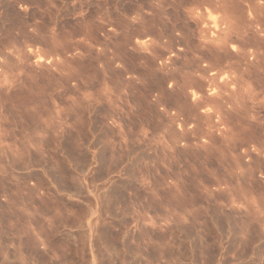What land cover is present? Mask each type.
<instances>
[{
  "label": "rangeland",
  "instance_id": "1",
  "mask_svg": "<svg viewBox=\"0 0 264 264\" xmlns=\"http://www.w3.org/2000/svg\"><path fill=\"white\" fill-rule=\"evenodd\" d=\"M203 1L0 0V264H264V0H218L236 92L194 108Z\"/></svg>",
  "mask_w": 264,
  "mask_h": 264
},
{
  "label": "bare ground",
  "instance_id": "2",
  "mask_svg": "<svg viewBox=\"0 0 264 264\" xmlns=\"http://www.w3.org/2000/svg\"><path fill=\"white\" fill-rule=\"evenodd\" d=\"M212 1L213 0L203 1L201 3L202 4V7L201 6L200 7L199 6H196V7L191 6L192 7V8L190 7L191 9L186 10V12L184 11L185 12L184 13L185 14V17L188 18L189 20L191 19L193 21V23H195V24L198 25V31H197V33L199 32L198 37L200 36V38H199L200 40H197L199 42L197 46L195 45L194 48L191 49L189 47V45H188L189 48L187 50H190V52H189L190 53V55H189L190 57L187 56V52H186L187 51L186 50V47H187L186 44L187 43L185 41V43H186L185 44L184 41H183V37H184L183 35H184V33L177 32L178 29H175V30H177L175 37H172L173 34H172V36H167V37L165 36L167 38V40H170L171 38H172L171 40H173V39L175 40L176 39L175 40L176 41V45L179 48L178 53H176V54L177 55L178 54L179 55L182 54V57H184V60H185L184 61V64H183V62L181 64L183 65V67L185 68V70L183 68V70L181 69V73L179 72L180 77H181V81H182L180 91H182V89L185 88V86L187 85V88H189L190 93H191V96H192L191 105L194 108L197 107V106L199 107V105L204 104V102L211 101L212 99H215V98H219L221 100L228 101L227 99L230 97V95H232V93H235L236 92V81H237V78H238L237 77L238 76L237 75L238 73L236 74L235 71L237 70L236 68H238V67H236L235 68L236 70L234 71L233 70V67L231 65L232 64L231 63L232 61L230 62L229 60L225 59L226 60L225 61V65H222L221 62H220V60H221V57L224 58V55L225 54L221 56V54L223 52L228 51L227 55H231L232 57H234V56H236L238 54V51H237V53L234 51V46L232 47V44L231 43L232 42H235V41H238V39H241L242 38L241 36H242L243 32H245V30L243 32H241L242 31L241 29L239 30V32L236 31V30H233L232 27H231L232 20H230V17L227 15L228 13L227 12H224V11H223V13H220V9H221V12H222L223 9L226 10L225 8H223V6L226 7L225 6L226 2H221L220 3V4H223L224 3L223 6L221 5L222 6V8H221L218 0H214V2H212ZM201 4H199V5H201ZM155 5H157L160 8H165V7L162 6L163 3L161 4V0H157V4H155ZM210 5H212V8L213 9L210 7ZM227 7H229V6H227ZM229 10L230 9H228L226 11H229ZM162 12L167 16V10L166 9H164V11L162 10ZM224 13H227V14H224ZM236 23L234 25H236ZM197 25H195V26H197ZM163 26H164V23H163ZM232 26H233V24H232ZM244 28L247 29L248 27L246 26ZM22 31H23V29H22ZM185 35H187V34H185ZM190 36H192V35H190ZM166 38H165V40H166ZM160 39H161V36H157L156 39H149L148 41H144V42L140 43V45L142 47L144 46V48L145 47H148V46H153L154 44H156V41H158ZM168 43H170V41H168ZM183 43L185 44V49H183V47H182V45H184ZM163 44H160L159 43V46H161ZM227 44H230L231 50L226 49V45ZM199 54H202L200 58H202V61L204 63H203V65H201V66H198L197 65L194 68L193 65H195L196 62L193 63V61H195L193 59H195V57H196V60L199 59V57H198ZM170 62H172V61H170ZM192 63H193V65H192ZM179 67H182V66H179ZM177 70L179 71L178 68H177ZM238 72H239V70H238ZM201 78H206L207 79V82L209 83V87H210V93L208 94V96L205 99H203V97H205V96H202V94L197 90L199 86L196 85V83L198 84V81ZM176 84H178V82H176ZM198 85H200V84H198ZM220 102H222V101H220ZM182 104H185V103L183 102ZM220 104H222V103H220ZM179 105H181V103ZM223 105H224V103H223ZM225 105H226V103H225ZM217 106L219 107V105H217ZM181 107L182 106H180V109H181ZM183 108H185V107H183ZM209 108L210 109H208V108L206 109L208 112H209V110H212L213 109L211 107H209ZM220 109L221 108H218L217 110L215 109V111H214L215 112V115L216 114L218 115L217 117H221L222 116L221 115L222 113H221ZM192 110H193V108H192ZM202 111H203V113H204V115H205L206 118L210 116V112L207 113V112H205V110H202ZM174 114H175V112H174ZM201 115H203V114H201ZM178 116H182V117H180L181 119H176V122H177L176 123L177 124V132H178V133H176V134H178L176 136H178L180 138H183V140L185 141V139L187 138L188 134L191 133L190 135L193 136V132H195V130L193 131V127L191 125L192 121H189V118H187L185 116V114H182V113H180L177 110L176 111V117L178 118ZM223 117L224 116H222L221 118H223ZM172 118H173V116H172ZM217 119H219V118H217ZM220 122H222V121L220 120ZM232 127H233V125H232ZM171 136H173V135H171ZM173 137H175V136H173ZM178 137H176V143H177ZM179 140H181V139H179ZM188 141L189 140L187 138V141H185V142L187 143Z\"/></svg>",
  "mask_w": 264,
  "mask_h": 264
}]
</instances>
